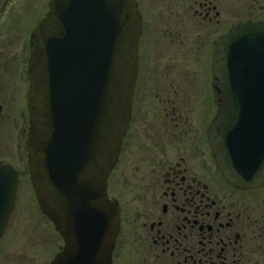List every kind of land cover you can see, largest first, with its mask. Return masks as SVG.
<instances>
[{"label":"flooded vegetation","instance_id":"af4514ba","mask_svg":"<svg viewBox=\"0 0 264 264\" xmlns=\"http://www.w3.org/2000/svg\"><path fill=\"white\" fill-rule=\"evenodd\" d=\"M23 1L14 10L0 0V162L12 165L15 139L26 162L30 32L49 0ZM133 1L140 31L130 120L106 186L118 206L111 264H264V182H228L210 135L222 95L214 48L234 25L264 21V0ZM243 132L252 162L264 154V118L250 116ZM19 195L0 223V264H50L64 250L59 233L48 260L12 246L25 217Z\"/></svg>","mask_w":264,"mask_h":264},{"label":"water","instance_id":"95a60500","mask_svg":"<svg viewBox=\"0 0 264 264\" xmlns=\"http://www.w3.org/2000/svg\"><path fill=\"white\" fill-rule=\"evenodd\" d=\"M134 7L132 0H50L31 33L28 169L42 212L65 240L51 264L111 262L118 215L106 180L131 109L139 33ZM216 58L223 175L234 184L261 183L264 161L234 158L245 138L232 127L234 119L242 126L246 105L264 104V22L234 26L220 39ZM241 166L252 170L239 172ZM17 185L16 170L0 164V208L11 209Z\"/></svg>","mask_w":264,"mask_h":264},{"label":"rangeland","instance_id":"374dc122","mask_svg":"<svg viewBox=\"0 0 264 264\" xmlns=\"http://www.w3.org/2000/svg\"><path fill=\"white\" fill-rule=\"evenodd\" d=\"M12 3L10 7L12 9L19 10L23 7V0H11ZM22 10V9H21ZM20 10V11H21ZM14 38V37H13ZM14 117V128L16 129V125L18 123L15 111L13 112ZM16 139L14 141V145L16 146ZM10 147V143L8 144ZM6 148V139L3 138L2 134L0 133V151L5 150ZM14 154V159H15ZM13 163H17L19 170L21 172L20 176V195L19 198L21 200V204L24 205V213L25 217L22 220V230L17 231V234H15L13 238V247H23L25 249L33 248L35 254L37 257L41 256V252H44L46 254V260H48V257H51L50 253L54 251V248L57 246L58 240L56 238V234L51 227V224H48L42 222V217L40 216L39 209L37 207L36 201L34 200V195L31 190V183L29 181L28 174L26 173V166L23 162V164H20V160H14ZM26 186V187H25ZM20 202L18 205L22 208ZM17 218L15 219V221ZM51 225V226H50ZM50 255V256H49Z\"/></svg>","mask_w":264,"mask_h":264}]
</instances>
